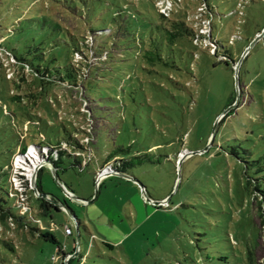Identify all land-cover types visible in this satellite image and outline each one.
Segmentation results:
<instances>
[{"label":"rangeland","instance_id":"1","mask_svg":"<svg viewBox=\"0 0 264 264\" xmlns=\"http://www.w3.org/2000/svg\"><path fill=\"white\" fill-rule=\"evenodd\" d=\"M3 1L1 11L6 19L2 26L10 28L9 41L22 45L25 37H33L42 43L46 55L50 51L56 55L68 50L67 45L56 50L51 47L57 35L64 33L66 37L58 38L68 44V31L73 33L78 27L90 44V29L103 28L116 2L125 0ZM90 1L98 4L99 10L89 11ZM146 1H152L157 9L166 4L165 16L188 22L202 36L197 42L201 49L195 50V60L189 63L187 59L186 65L179 63L176 52L179 69L151 67L137 58L117 61L114 78L109 81L112 87L102 90L95 100L78 87L39 84L0 45V200L17 213L13 199L6 195L9 186L1 166L7 163L8 150L20 142L17 127L3 109L26 111L47 121L53 115L67 128H75L76 139H97L92 146L99 171L102 150L113 143L129 145L133 154L155 146L151 154L171 155L170 161L162 157L160 163H138L129 171L147 189L151 201H160L158 205L146 202L144 188L142 192L136 182L123 177L109 179L99 191L88 171L96 167L95 160L82 172L67 171L59 177L81 199L76 200L63 183L59 182L60 188L52 181L53 169L37 147L39 131L34 125L23 124L20 140L29 148L12 159L9 182L24 210L44 212L34 196L61 209L38 217L51 224L46 231L65 245V251L74 244L64 229L70 227L75 237L76 224L65 207L44 192L59 200L68 198L75 217L86 228L79 226V256L69 264H264V223L252 187L245 185L247 178L252 186L263 183L254 177L264 173L263 169L257 171L264 163L259 158L264 155V0H207L213 15L203 0ZM72 6L76 14L69 15ZM149 11L157 18L153 8ZM217 50L229 54L228 64L209 55ZM110 56L113 59L116 53ZM78 60L98 68L108 63L84 49L75 55L74 61ZM129 92L134 102L128 100ZM10 96H18V100L13 102ZM94 104L98 108L92 107L93 117L86 115L88 106ZM217 117L213 137L222 150H214L211 138ZM42 131L50 139L58 133L56 126H43ZM59 132L62 136L60 127ZM205 146L203 153L195 152ZM60 148L76 156L83 152L63 142ZM41 167L44 192L36 186ZM95 192L96 198L89 201ZM10 220L0 219V264H61L54 242L32 236ZM71 258L73 255L65 257L67 264Z\"/></svg>","mask_w":264,"mask_h":264},{"label":"trees","instance_id":"2","mask_svg":"<svg viewBox=\"0 0 264 264\" xmlns=\"http://www.w3.org/2000/svg\"><path fill=\"white\" fill-rule=\"evenodd\" d=\"M2 1L3 0H0L1 47L6 50L16 62L19 63L21 68H26L39 84L50 87L61 84L78 87V91H82V93L90 100L97 99L101 95V91L108 88L109 81L114 78V72L116 69L114 64L117 61L137 58L140 63L151 67H158L160 69H179V64H176L175 59L176 52L178 53L179 63H185L187 59H189V63H191L195 60L197 55L195 50L200 48L197 42L202 39V36H200L198 32L194 31L188 22L180 18H168L161 13L159 9H157L152 1L140 0L135 3L125 0L123 3H120V1H118V3L116 2L112 17L107 18L108 20L106 21V24H104L103 28H97L96 30H91L92 28L90 29V44L84 40L87 38L84 36L83 32L80 31L81 28L74 27L73 29L75 31L73 33L68 31V44L58 38L59 36L66 37L64 33H62L63 35H57L54 42H52L53 44L51 47L55 48L54 50H56L57 47L66 48L64 45H67L68 50H65L64 52L61 51L60 54L56 55L50 51L48 55H46V50L42 47V43L40 41L35 42L33 37H25L22 40V45L18 43L19 41H9L11 34L10 28H3L2 26L6 19L1 11V7L4 6L3 4L6 3V1H3L4 3ZM203 4L209 13L213 15L214 13L207 0H203ZM98 6V4L90 1L88 10H99ZM85 7H87V5ZM74 8L73 6L68 7L69 15L76 14V9ZM150 8H153L155 14H157V18L152 16L149 11ZM79 13L82 12L78 11L77 14ZM12 30L14 32L16 31V29ZM18 33H16V37H19ZM215 43L217 44V42ZM83 49L85 52L87 51L93 55L102 56L103 60L108 61V63L106 66L98 68L97 66H90L89 63L82 62L81 60L74 61L75 55L81 54ZM112 53H116V56L113 59L110 56ZM125 53H128L129 57H125ZM130 53H132V56H130ZM209 55L216 57L218 62L228 64L227 60L229 59V54L226 51L218 53L217 50L216 53H209ZM187 63L188 61L185 65ZM76 65L82 66L86 72L81 73V69ZM129 93L130 95L128 100L130 103L134 102L135 99L132 98L131 92ZM10 99L14 102L18 100V96H10ZM233 100L234 96L232 94L230 103H232ZM92 107L98 108V105L94 104L88 106V112L86 115L93 117ZM3 113L9 116L11 118V123L17 127L16 132L20 143H18L14 149L10 148L8 150L9 156L7 163L1 166V172L5 173L6 182L9 186L6 191V195L8 198L13 199V206L17 208L18 211L16 214L12 213L10 207L4 206L0 200V219H11L10 221L15 223L21 229H28L32 236H37L43 238L44 240L54 242V248L56 250V254L61 260V264H67L65 263V257L75 252V237H73L72 234L70 235L74 246L72 249L65 251L62 249L64 244L57 241L51 232L46 231V228L51 224H44L38 217L40 215L49 214L52 210L61 211V209L47 200L34 196L33 199L35 203L39 206H43L44 212L24 210V206L22 207V204L19 201L17 190L9 182L12 159L14 157H18V155L22 156V154L26 152V149L29 148L27 144H22V141L20 140L19 133H24V123L28 124V126L34 125L35 130L39 131L40 142L37 147L41 150L40 156L51 165L52 169H55V174L57 175L58 180L63 183L74 196H76V192L72 190L69 185H66L59 179L60 175L67 171L75 173V171L78 170L79 172H82L85 169H88L89 164L93 160H95L96 167L91 170L88 169V171L91 174L93 185L99 188L100 191L101 185L109 179L114 177L121 178V175L131 177L132 174L129 171L132 166L137 165L138 163H160L162 157L169 161L171 158L170 153H166L165 155L151 154L152 150L150 149H153L155 146L147 147L144 151H137L136 154H133L130 152L129 145L124 146L123 144L113 143L111 147L102 150L101 158L103 159L99 163L101 167V171H99V166L97 167L98 162L97 159H95L92 146L93 143H97V139L95 142H91V139L88 136H77L79 139H76L74 134L75 128L73 127V130L67 128V126L60 121L62 119L57 120L53 115L51 116L53 119L51 121H47L44 118L33 117L26 111H10L4 108ZM18 116H20V119H18ZM34 118H36V120H34ZM67 121L70 122L69 120ZM223 121L224 119H221L220 124ZM43 126H56V131L58 132L57 135H54L53 139H50V137L46 136L42 131ZM59 127L63 131L62 136L60 135ZM25 135L27 136L28 134L26 133ZM79 141H81V143H79ZM62 142L67 143L71 147H77L78 149L83 150V152L77 156L72 153H64L60 148ZM213 143L216 146L214 150H217L218 148L221 150L223 149L221 144L217 146L215 137H213ZM259 158L264 160V155ZM250 162L257 163L258 160H251ZM261 167L262 168L257 171L262 169L264 170V163ZM42 170L43 167L39 169L36 179V186L41 192L43 191L40 175ZM51 178L52 181L55 182L53 176ZM254 180L256 182L261 180L263 183H256L252 186L251 180L247 178L245 185L246 187H252L253 201L257 204L259 217L264 223V173L259 177H254ZM144 191L146 195L152 199L145 187ZM44 193L52 198V200L63 205L65 210L70 213L72 217L71 219L76 224L78 236L80 238L79 226H83L85 230L86 228L82 222L75 217L73 210L68 205V198L63 196V199L59 200L57 196L52 193ZM76 198L81 200L78 197ZM155 207L160 208L159 206ZM20 213H22L21 217H19ZM5 244L9 246L6 242ZM247 254H250L249 250H247ZM77 256H79V252ZM76 258V256L71 258L68 264L71 260Z\"/></svg>","mask_w":264,"mask_h":264},{"label":"water","instance_id":"3","mask_svg":"<svg viewBox=\"0 0 264 264\" xmlns=\"http://www.w3.org/2000/svg\"><path fill=\"white\" fill-rule=\"evenodd\" d=\"M237 67H238V63H237V65H235V84H236V88H237V79H236V73H237ZM237 97H238V94H236V99H237ZM237 100H235V102H236ZM235 102L233 103V104H235ZM219 117V116H218ZM218 117L216 118V120H215V124H214V128L212 129V132H211V135H212V140H213V136H214V129H215V126H216V122H217V119H218ZM207 148H208V146H205L203 149H201V150H197V151H195V152H197V153H203L205 150H207ZM177 164H178V166H180V164H181V160H178L177 161ZM51 174H52V176H53V179H54V181H55V183L61 188V185H60V181L58 180V177H57V175L55 174V169H53V170H51ZM121 177H123V178H126V179H130V180H132V181H134V182H136L138 185H139V187H140V190L143 192V185L140 183V182H138L135 178H133V177H130V176H126V175H121ZM145 192V191H144ZM46 194V193H45ZM96 192H95V195H94V197L92 198V199H90L89 201H93L94 200V198H96ZM73 198L74 199H76V200H78L77 198H76V196H74L73 195ZM145 200H146V202H150L152 205H158L159 203H160V201H151L150 200V198L149 197H146L145 198ZM54 203H57L56 201H54V200H52ZM84 201H86V200H84ZM68 215L71 217V215H70V213L68 212ZM72 218V217H71ZM76 231H77V227H76ZM75 240H76V249H75V252L73 253V254H71V255H73V257H75L77 254H78V250H77V248H78V245H79V241H80V238H79V236H78V232H77V234H76V236H75ZM66 263V262H65Z\"/></svg>","mask_w":264,"mask_h":264},{"label":"built area","instance_id":"4","mask_svg":"<svg viewBox=\"0 0 264 264\" xmlns=\"http://www.w3.org/2000/svg\"><path fill=\"white\" fill-rule=\"evenodd\" d=\"M166 4L165 5H163L162 6V8H159V11L161 12V13H163V14H165L164 12H165V10L167 9L166 8ZM64 234L67 236H69V235H71L72 234V229L70 228V227H66L65 229H64ZM65 247H64V245H63V247H62V249H64ZM68 256V258L71 256V254H69V255H67ZM55 257H52V259H54ZM69 260V259H68ZM67 260H65V262H66Z\"/></svg>","mask_w":264,"mask_h":264},{"label":"crops","instance_id":"5","mask_svg":"<svg viewBox=\"0 0 264 264\" xmlns=\"http://www.w3.org/2000/svg\"><path fill=\"white\" fill-rule=\"evenodd\" d=\"M83 223V221H81Z\"/></svg>","mask_w":264,"mask_h":264},{"label":"bare ground","instance_id":"6","mask_svg":"<svg viewBox=\"0 0 264 264\" xmlns=\"http://www.w3.org/2000/svg\"><path fill=\"white\" fill-rule=\"evenodd\" d=\"M35 165V164H34Z\"/></svg>","mask_w":264,"mask_h":264}]
</instances>
